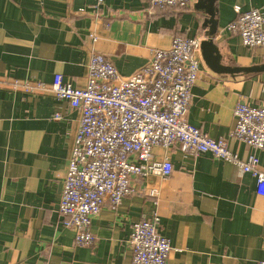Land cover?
I'll list each match as a JSON object with an SVG mask.
<instances>
[{"label": "crops", "instance_id": "obj_1", "mask_svg": "<svg viewBox=\"0 0 264 264\" xmlns=\"http://www.w3.org/2000/svg\"><path fill=\"white\" fill-rule=\"evenodd\" d=\"M199 1L191 9L150 15L145 0H0V264H132V227L154 214L173 248L168 264L264 260V197L257 180L228 162L208 154L195 159L179 148L154 149L155 160L171 159V176L133 177L135 194L116 209L106 203L93 220L96 243L78 246L59 205L80 113L51 92L10 88L13 81L51 85L57 74L83 88L92 53L131 77L177 36L211 40L224 67L264 66V49H248L226 29L236 7L264 15V0H215L213 7L206 0L198 7ZM198 59L200 78L186 120L214 140L226 139L241 160L258 156L264 172V151L230 136L238 102L264 103V72L217 73L202 47ZM152 189L156 198L148 195Z\"/></svg>", "mask_w": 264, "mask_h": 264}, {"label": "built area", "instance_id": "obj_2", "mask_svg": "<svg viewBox=\"0 0 264 264\" xmlns=\"http://www.w3.org/2000/svg\"><path fill=\"white\" fill-rule=\"evenodd\" d=\"M150 15L163 10H187L193 0H145ZM103 0H98L102 5ZM236 19L226 28L242 39L248 49H264V15L256 9L243 12L236 7ZM98 16V15H96ZM90 38L96 42L97 37ZM202 41L174 37L167 50L153 52L150 62L131 77H122L114 64L99 53L88 62L85 87H74L57 74L51 85L13 81L10 88L29 94L53 93L80 113V125L68 163L59 213L63 225L75 231L80 247H92L93 220L106 203L118 208L123 199L135 194L133 177L156 175L168 178L173 172L169 157L155 160L154 149L179 148L198 158L208 154L236 166L257 180V193L264 197V172L256 155L241 160L226 139L214 140L186 120L192 90L200 78L198 55ZM234 116L233 139L264 151V103L252 107L238 102ZM60 121L62 116L55 115ZM156 198V189L150 190ZM160 219L142 218L132 227V264H168L171 241L159 233ZM258 264H264L259 261Z\"/></svg>", "mask_w": 264, "mask_h": 264}, {"label": "water", "instance_id": "obj_3", "mask_svg": "<svg viewBox=\"0 0 264 264\" xmlns=\"http://www.w3.org/2000/svg\"><path fill=\"white\" fill-rule=\"evenodd\" d=\"M215 0H206L207 4L210 7H213ZM205 1L200 0L198 7H203ZM213 11V9H212ZM212 15V13H211ZM213 42L211 40L205 41L202 44V51L204 54V59L209 67H211L217 73H227L232 75H241V74H250V73H261L264 72V66L262 67H252V68H230L224 67L221 64V55L217 52V59H215L214 54L211 52L213 49Z\"/></svg>", "mask_w": 264, "mask_h": 264}]
</instances>
